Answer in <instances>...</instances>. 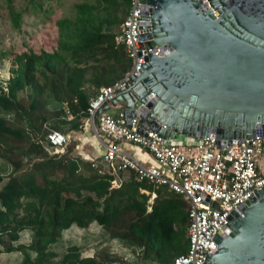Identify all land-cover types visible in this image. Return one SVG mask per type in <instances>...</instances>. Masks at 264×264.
<instances>
[{"label":"trees","instance_id":"obj_1","mask_svg":"<svg viewBox=\"0 0 264 264\" xmlns=\"http://www.w3.org/2000/svg\"><path fill=\"white\" fill-rule=\"evenodd\" d=\"M4 2L13 28L19 29L21 15L13 10L12 0ZM130 2L92 0L76 5L73 18L55 23L58 49L15 55L9 78L0 81V158L13 167L9 175L0 174V252L19 253L20 264H110L106 252L83 257L80 248L71 245L59 257L52 249L64 231L73 226L85 229L92 223L108 231L111 239L138 249L142 264H171L188 251L189 222L179 196L166 193L168 197H163L158 191L147 212L148 199L139 189L149 186L134 180L111 189L112 176L71 158L72 147L49 156L47 149L52 147L46 134L61 131L57 126L41 129L48 105L65 103L74 115L68 130H77L74 120L88 116L90 92L85 85L98 90L111 86L130 68L123 46L115 44L111 32L123 22ZM97 56L113 61L118 68L88 69L85 59L99 63ZM113 72L115 76L109 77ZM58 111L56 114L64 112ZM37 133L42 138L35 139L32 134ZM12 142L23 146L18 149L22 156L18 160L8 157L13 153ZM125 214L131 215L130 220ZM25 231H29L30 241L21 244Z\"/></svg>","mask_w":264,"mask_h":264},{"label":"water","instance_id":"obj_2","mask_svg":"<svg viewBox=\"0 0 264 264\" xmlns=\"http://www.w3.org/2000/svg\"><path fill=\"white\" fill-rule=\"evenodd\" d=\"M151 47L103 110L119 106L135 135L221 138L264 133V0H140ZM205 264H264V187L239 202Z\"/></svg>","mask_w":264,"mask_h":264},{"label":"built area","instance_id":"obj_3","mask_svg":"<svg viewBox=\"0 0 264 264\" xmlns=\"http://www.w3.org/2000/svg\"><path fill=\"white\" fill-rule=\"evenodd\" d=\"M139 6L146 7L140 0H131L114 38L117 46H123L130 68L122 79L101 87L90 100L88 121L105 147L102 162L107 174L116 177L130 171L138 182L164 186L187 203L188 251L171 264H205L204 258L212 250L216 235L227 228L233 208L245 199H252L264 187V133L254 132L250 139L230 143L221 138L183 135L168 139L152 130L138 136L129 127L123 111L116 114L103 111L97 115L111 105L118 91L137 74L152 51L139 34ZM45 140L53 154L64 153L69 142L67 135L58 131H49ZM118 143L146 151L157 166L142 164ZM111 184L115 186V180Z\"/></svg>","mask_w":264,"mask_h":264},{"label":"rangeland","instance_id":"obj_4","mask_svg":"<svg viewBox=\"0 0 264 264\" xmlns=\"http://www.w3.org/2000/svg\"><path fill=\"white\" fill-rule=\"evenodd\" d=\"M12 8L15 12L21 15V24L19 29H14L11 23L10 15L4 0H0V54L5 56L0 58V81H6L10 74V70L13 68L12 61L15 55L27 52L29 50L40 53L45 51L52 53L58 49L59 35L55 23L58 20L73 18L74 7L84 1L92 0H12ZM126 16V15H125ZM120 26H116L111 29V32L116 36L119 33ZM101 59V56H97ZM88 69L100 66L107 70L110 66L118 68V65L113 61H107L101 59L99 63L94 62L91 59H85ZM120 66V65H119ZM109 77H114L115 73H109ZM85 89L90 92V97L97 93L98 89L91 88L88 84L85 85ZM63 113H59L51 105H48V113L43 114L46 117V121L41 122V129H52L54 126L59 128V131L63 132L68 137V146L72 151L69 153L71 158H79L78 145L82 146V150L89 154L95 161L87 162L91 164L93 169H98L105 172L106 167L104 163H101V158L94 156L87 144H82L81 140L86 137H90L94 134L95 129L91 126L89 129V135L83 137L82 122L77 120L81 125L77 131L68 130V118L70 114L68 111V105L64 103ZM40 118V116H38ZM95 125H97L95 123ZM35 139L42 138V134H32ZM93 135V136H94ZM84 141V140H83ZM11 149L12 154L8 156L10 159L18 160L22 158L19 148L23 147L18 143L12 142ZM43 146L47 145L43 142ZM17 148V149H16ZM48 148V147H47ZM49 156L54 155L51 149H47ZM65 152V151H64ZM62 154V153H59ZM59 156V155H58ZM82 160V159H81ZM26 161V160H25ZM83 161V160H82ZM29 164L23 162V164ZM28 167V166H27ZM12 165L5 159L0 158V174L3 176L9 175L12 171ZM85 173V170L81 169ZM126 179V178H125ZM133 180L128 178L127 181ZM125 182V181H123ZM125 219L130 220L131 215H124ZM29 231H25L21 234L19 243L28 244L30 241ZM76 245L80 248L83 257H92L96 253L106 252L110 255V264H142L138 259V249L129 247L125 242L118 239H111L109 232L105 229L96 226L95 224L89 225L85 229L78 227H71L70 229L62 233L60 241L53 246V251L60 257L67 247ZM21 255L17 252L5 253L0 252V264H20Z\"/></svg>","mask_w":264,"mask_h":264},{"label":"crops","instance_id":"obj_5","mask_svg":"<svg viewBox=\"0 0 264 264\" xmlns=\"http://www.w3.org/2000/svg\"><path fill=\"white\" fill-rule=\"evenodd\" d=\"M104 87V86H103ZM99 91V90H98ZM97 91V93H98ZM97 93H95L93 96H91L89 98V100H91V98H93L94 96L97 95ZM51 105L54 109L59 110V109H64L63 105H59V104H55V103H51L49 104ZM122 111V109L119 106L113 107L111 108V110L109 111L110 114H116L117 112ZM69 113V110L67 111ZM70 116L68 118V129H69V122L74 118V115L69 113ZM77 120H80L82 122V130H83V137L88 136L89 135V129H91V124L88 121V116L86 118H76L74 121L78 124V128H80V124L77 122ZM78 130V129H77ZM74 130V131H77ZM70 131V130H69ZM94 135V134H93ZM90 137H86L85 139L81 140V138L79 139L82 142H86V143H82V144H87V146L90 148L91 152L94 153V156H97V158H101V163L102 162V156L104 154L105 151V147L104 145H102L99 140L97 139L96 135ZM120 148L123 149L124 151H126L128 154H130L131 156H133L135 159H137L139 162H141L144 165L147 166H157V164L154 162V160L151 158V156L144 150L140 149L137 146L134 145H130L127 143H118ZM79 152H78V156H80L79 158H81L83 161L85 162H94L95 159L92 158L89 154L85 153V151L82 150V146L78 145L76 148ZM105 167V165H103ZM105 173H107V171L105 170ZM168 174V173H167ZM126 178V179H125ZM128 178H132L133 180L131 181H127ZM112 180H115L116 185L114 186L113 184H111V189H118L120 188L122 185H128L131 184L134 180H136L134 174L130 171H126V172H122L120 174H118L116 177H112ZM125 181V182H123ZM138 182V181H137ZM146 185V184H145ZM150 188H140L139 189V194L143 195L145 197H147V212L151 211V207L154 204V201L157 197V193L158 191L162 194L163 197H168V195H166V193H172L170 192L166 187L164 186H160V187H154V186H150L147 185ZM174 194V193H173ZM176 195V194H175ZM179 196V195H177ZM180 197V196H179ZM181 200L184 202V206H185V212L187 215V203L183 200L182 197H180ZM95 224L96 226H98L96 223H92ZM90 224V225H92ZM100 227V226H98Z\"/></svg>","mask_w":264,"mask_h":264}]
</instances>
